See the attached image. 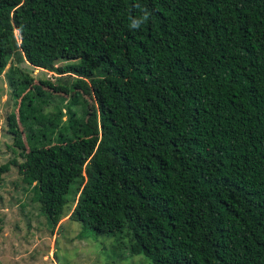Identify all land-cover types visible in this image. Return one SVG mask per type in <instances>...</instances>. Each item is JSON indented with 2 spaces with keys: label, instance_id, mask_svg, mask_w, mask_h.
I'll list each match as a JSON object with an SVG mask.
<instances>
[{
  "label": "trees",
  "instance_id": "trees-1",
  "mask_svg": "<svg viewBox=\"0 0 264 264\" xmlns=\"http://www.w3.org/2000/svg\"><path fill=\"white\" fill-rule=\"evenodd\" d=\"M13 60L77 90L10 76L0 184L150 264H264V0H0Z\"/></svg>",
  "mask_w": 264,
  "mask_h": 264
},
{
  "label": "rangeland",
  "instance_id": "rangeland-1",
  "mask_svg": "<svg viewBox=\"0 0 264 264\" xmlns=\"http://www.w3.org/2000/svg\"><path fill=\"white\" fill-rule=\"evenodd\" d=\"M15 34L19 37L17 31ZM21 73L36 83L49 80L55 86L76 89V77H61L14 60L8 65L0 77V166L15 157L7 118L18 110L10 76L18 80ZM46 92L56 95L50 87ZM71 99L72 95L64 97ZM18 161L23 159L18 157ZM11 168L2 175L0 184V264H150L143 256L131 255L126 237L97 235L69 217L57 227L50 223L40 204L33 201L32 188L24 183L16 167Z\"/></svg>",
  "mask_w": 264,
  "mask_h": 264
}]
</instances>
